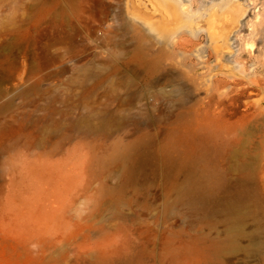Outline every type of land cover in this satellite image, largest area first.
<instances>
[{"label":"rangeland","instance_id":"obj_1","mask_svg":"<svg viewBox=\"0 0 264 264\" xmlns=\"http://www.w3.org/2000/svg\"><path fill=\"white\" fill-rule=\"evenodd\" d=\"M142 1L0 0V264H264V0Z\"/></svg>","mask_w":264,"mask_h":264},{"label":"bare ground","instance_id":"obj_2","mask_svg":"<svg viewBox=\"0 0 264 264\" xmlns=\"http://www.w3.org/2000/svg\"><path fill=\"white\" fill-rule=\"evenodd\" d=\"M146 1H149V3L146 4ZM150 3L152 4L151 6ZM240 3L237 0H224L221 4L222 12L220 14L215 13L216 8H214L213 4L211 5V9H209L210 13L208 17L205 19L204 15H206L207 9L202 8L205 13L192 10L180 0H145L142 1V4H145L143 7L134 6L132 7V11L135 15L142 16L144 19H167L173 20L174 22H189L192 19L201 20L203 24L200 28L205 30L209 37L213 38L216 43L221 40L220 45L230 52L228 45L229 36L238 28L239 19L246 12L245 6ZM148 4L149 7L147 8ZM106 127L107 125L103 123L98 128L102 130L106 129ZM86 128L91 129L92 126L87 123ZM218 185L219 181L214 180L207 188L205 186H186L181 192V197H184L193 205L198 206L205 199L211 197L213 189L217 188Z\"/></svg>","mask_w":264,"mask_h":264}]
</instances>
